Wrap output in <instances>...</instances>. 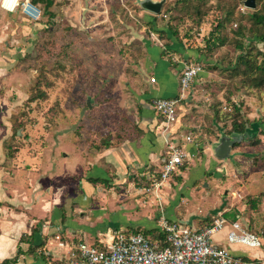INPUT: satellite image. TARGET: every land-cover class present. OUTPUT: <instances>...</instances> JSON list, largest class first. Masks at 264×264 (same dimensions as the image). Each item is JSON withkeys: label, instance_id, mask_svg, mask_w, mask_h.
I'll return each mask as SVG.
<instances>
[{"label": "rangeland", "instance_id": "1", "mask_svg": "<svg viewBox=\"0 0 264 264\" xmlns=\"http://www.w3.org/2000/svg\"><path fill=\"white\" fill-rule=\"evenodd\" d=\"M37 1L44 15L34 23L19 12L3 10L0 0V135H29L20 164L24 165L23 160L41 163L40 158L31 159L28 151L42 153L45 146L54 149V142L45 145L43 139L48 135L90 138L139 134L132 119L140 116L141 101L158 83L155 69L174 64L171 67L178 69L180 83L183 66L197 63L203 70L182 102L184 122L201 126V135H232L230 115L236 105L253 121L248 130L252 138L237 143L226 160L215 159V167L198 152L195 162L183 172L184 177L172 178L171 189L160 192L164 198L161 204L151 193L130 195L149 187L158 177L159 168L149 165L142 176L134 172L130 179L133 190L129 183L102 187L92 208L104 209L109 223L116 225L115 231L128 232V225L136 227L130 229L134 232L150 230L141 212L149 213L156 224L161 209L181 221L189 222L186 217L195 215L204 226L218 208H230L234 201L251 207L254 201L263 200L264 92L242 87L230 65L238 55L237 40L245 45L251 41L248 28L253 10L244 6L245 0H236L232 16L221 30L227 42L210 50L206 49L205 38L213 33L216 17H222L216 9L218 0H208L205 9L209 10L200 26L188 17L178 25L171 20V16H182L174 9L177 0H53L49 8L52 16L45 13V0ZM147 1L162 2L161 12L154 14L146 9L143 3ZM170 24L177 29L178 39L169 32ZM242 27L248 35L245 40L235 35ZM258 48L264 50L262 44ZM43 91L47 99L32 100ZM190 129L183 132L198 134ZM258 136L261 144L253 146ZM11 143L21 146L17 140ZM63 148L71 146L64 143ZM226 164L227 170L223 166ZM198 167L204 172L198 174ZM190 172L196 173L195 177H189ZM119 195L122 199L110 200ZM94 217L97 220L93 225H101V229L109 225L104 220L99 223L102 218L98 215Z\"/></svg>", "mask_w": 264, "mask_h": 264}, {"label": "crops", "instance_id": "2", "mask_svg": "<svg viewBox=\"0 0 264 264\" xmlns=\"http://www.w3.org/2000/svg\"><path fill=\"white\" fill-rule=\"evenodd\" d=\"M171 66L175 65H162L155 69L158 83L153 86L150 96L142 99L140 116L132 119L139 134L94 135L90 138V135H48L43 139L45 145L54 142L55 148L45 146L42 153L29 150L31 159L36 161L40 158L42 164L23 160L24 165L20 164V159L22 160L26 143L31 139L26 142L29 135H0V264H70L79 242L87 241L101 247L110 243L116 232V225L109 223L104 209L100 207L95 210L92 207L106 184L122 186L129 183L128 187L132 189L130 179L134 178V172L142 176L149 165H155L161 170L167 144L162 136L161 120L155 111L154 101L159 98H175L179 94L178 69ZM179 106L178 120L169 135L181 142L190 153L187 166L195 162L194 158L199 152L215 167L217 158L214 149L223 137L232 138V135H201V126L184 122L183 104ZM190 118L185 120L190 121ZM158 125L161 127L157 130ZM187 128L198 134L193 135L188 131L185 134L183 131ZM186 136H192L193 142H185ZM253 137L255 138L254 135ZM16 140L21 146L14 147L11 142ZM64 143H69L71 148L64 149ZM8 146L13 147L9 149ZM232 151L234 152L233 149ZM204 166L206 168L207 164L204 163ZM223 166L227 170V164ZM218 168H215L216 171H221ZM186 169L189 168H182L173 176L172 181L176 177H184ZM196 170L201 174L205 169L198 167ZM195 174L190 172L189 177H195ZM99 179L104 182H92ZM187 183L190 184V181ZM130 195L132 198L146 194L132 191ZM120 196L110 200L122 199ZM254 203L250 207L243 203L238 205L234 201L230 208H218L217 212L214 211L216 215L213 218L220 214H225L226 218L229 214L226 218L229 224L239 221L246 230L260 237V247L230 243L227 237L230 225L216 233L213 239L217 245L230 249L235 256L244 258L250 264H264V198ZM159 213L157 212V216ZM96 215L102 218L99 223L104 220L109 225L103 229L101 225H93L92 222L97 220L94 217ZM171 215L167 213L166 216L181 221ZM140 216L149 225L144 222H140L141 224H146L150 230H159L149 213L144 215L141 212ZM188 216L186 218L189 222H181L195 229H201L210 223L201 226L197 216ZM125 221L129 224L128 220ZM126 227L128 232L136 228ZM7 260L10 261L5 262Z\"/></svg>", "mask_w": 264, "mask_h": 264}, {"label": "built area", "instance_id": "3", "mask_svg": "<svg viewBox=\"0 0 264 264\" xmlns=\"http://www.w3.org/2000/svg\"><path fill=\"white\" fill-rule=\"evenodd\" d=\"M1 8L6 12H19L30 22H38L42 13L39 6L31 0H1ZM197 63L184 65L180 76V91L175 98H159L154 108L163 118L162 136L167 144V152L158 177L149 187L139 189V193L154 194L161 204L160 192L170 187V181L182 168L187 167L191 155L181 142L170 136L172 127L178 120V106L190 95L194 80L202 73ZM152 81H155L152 78ZM185 142H193L186 136ZM159 231L166 235V246L159 241L152 242L141 232L116 231L110 243L100 247L85 241L77 244L70 264H250L242 257L235 256L230 249L217 245L214 235L230 225V243L244 244L249 247L262 245L259 236L246 230L239 221L229 224L220 214L209 225L195 229L190 225L168 218L163 210L159 211Z\"/></svg>", "mask_w": 264, "mask_h": 264}, {"label": "trees", "instance_id": "4", "mask_svg": "<svg viewBox=\"0 0 264 264\" xmlns=\"http://www.w3.org/2000/svg\"><path fill=\"white\" fill-rule=\"evenodd\" d=\"M31 1L35 5L39 6L37 0ZM207 2L208 0H177L175 2L174 9L180 11L182 13V16H171L170 18L178 25L181 21L184 20V18L188 17L193 22H195L197 26H200L202 24L204 16L209 10L205 9V5L207 4ZM235 2L236 0H218L216 9L219 11L220 16L222 17H216L217 25L213 30V33L209 38H205L207 50L215 47L217 48L218 46H222L227 42V38L223 35H220V33L221 30L225 28L226 21L229 20V17H231L233 14ZM53 3V0H45L44 8L46 14L49 13V8H51ZM167 13H170V11H168ZM42 15H44V12H42ZM49 15L52 16L53 14L49 13ZM249 23L250 27L248 28V32L250 33L251 41H249V43L245 45V43H243L242 41L237 40L238 42L236 44V50L238 52V55L235 62L230 64L232 66L231 72L235 75L236 78H239L242 87H247L258 92H264V50L258 48V44H262L264 47V0H256V8L249 15ZM172 24L168 25V30L173 35V37H175L177 36V29ZM161 34L166 35L167 32H161ZM235 35L237 37H240L242 40H245L248 36L246 34V29H244L243 27L240 28L235 33ZM37 98L47 99V94L44 91L39 92L32 98V100H35ZM230 117H232V120L229 134H245L253 124V121H250L242 114L240 106L234 105V114L230 115ZM160 120L162 122L163 118L160 117ZM16 132H18V130ZM252 144L253 146H259L261 144V141L257 137ZM8 148L11 149L12 146H8ZM92 182L97 183L104 181L99 179L92 180ZM253 204L255 205V203ZM228 215H226V218ZM223 216H225V214H223ZM214 219L215 218H213L212 221ZM212 221L210 223H212ZM135 232L143 233L152 242L159 241L162 247L167 245L166 235L159 230L154 229L143 231L136 229ZM21 241H23V238L21 239ZM9 261L10 260H7L5 262Z\"/></svg>", "mask_w": 264, "mask_h": 264}, {"label": "water", "instance_id": "5", "mask_svg": "<svg viewBox=\"0 0 264 264\" xmlns=\"http://www.w3.org/2000/svg\"><path fill=\"white\" fill-rule=\"evenodd\" d=\"M143 6L154 14H159L161 12L162 2L156 3L152 1H147L143 3ZM244 6L247 9L254 10L256 8V0H245ZM231 137L232 138L226 136L223 137L220 143L214 149L215 157L218 160H226L230 156L233 147L237 143L244 139L250 140L252 138V136L249 135L248 131L245 134H232Z\"/></svg>", "mask_w": 264, "mask_h": 264}]
</instances>
